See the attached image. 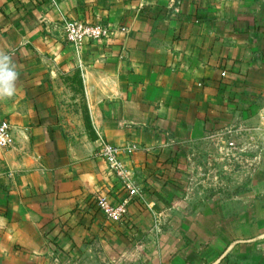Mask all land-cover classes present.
<instances>
[{"label":"crops","instance_id":"1","mask_svg":"<svg viewBox=\"0 0 264 264\" xmlns=\"http://www.w3.org/2000/svg\"><path fill=\"white\" fill-rule=\"evenodd\" d=\"M65 19L113 33L77 54ZM0 52L19 75L0 99V264H264V157L206 197L178 171L182 147L264 128V0H0Z\"/></svg>","mask_w":264,"mask_h":264},{"label":"rangeland","instance_id":"2","mask_svg":"<svg viewBox=\"0 0 264 264\" xmlns=\"http://www.w3.org/2000/svg\"><path fill=\"white\" fill-rule=\"evenodd\" d=\"M179 178L202 197L226 193L232 183L243 184L264 157V128H233L181 148ZM230 191V190H228Z\"/></svg>","mask_w":264,"mask_h":264},{"label":"built area","instance_id":"3","mask_svg":"<svg viewBox=\"0 0 264 264\" xmlns=\"http://www.w3.org/2000/svg\"><path fill=\"white\" fill-rule=\"evenodd\" d=\"M63 38L66 44L72 46L76 53L82 46L84 40L103 41L111 36L112 30L103 23L88 24L76 20L65 19L61 24ZM123 30V29H122ZM264 121V112L261 116ZM12 145V128L6 121H0V150H5ZM97 157L101 158L107 165L109 172L117 178L131 194L138 195L137 187L131 182L122 160L119 157V149L99 140ZM98 209L106 219L121 221L126 216L127 202H121L112 206L105 197L96 198Z\"/></svg>","mask_w":264,"mask_h":264},{"label":"clouds","instance_id":"4","mask_svg":"<svg viewBox=\"0 0 264 264\" xmlns=\"http://www.w3.org/2000/svg\"><path fill=\"white\" fill-rule=\"evenodd\" d=\"M19 75L11 57L0 52V99H8L15 95Z\"/></svg>","mask_w":264,"mask_h":264}]
</instances>
